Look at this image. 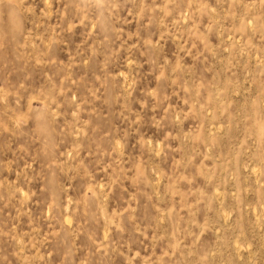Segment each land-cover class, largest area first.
Returning <instances> with one entry per match:
<instances>
[{
	"label": "rangeland",
	"instance_id": "374dc122",
	"mask_svg": "<svg viewBox=\"0 0 264 264\" xmlns=\"http://www.w3.org/2000/svg\"><path fill=\"white\" fill-rule=\"evenodd\" d=\"M0 264H264V0H0Z\"/></svg>",
	"mask_w": 264,
	"mask_h": 264
}]
</instances>
